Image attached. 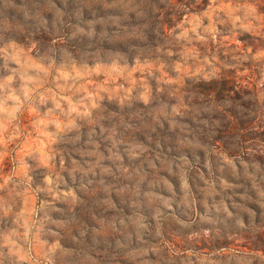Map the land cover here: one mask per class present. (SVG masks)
Returning <instances> with one entry per match:
<instances>
[{"label": "clouds", "instance_id": "1", "mask_svg": "<svg viewBox=\"0 0 264 264\" xmlns=\"http://www.w3.org/2000/svg\"><path fill=\"white\" fill-rule=\"evenodd\" d=\"M99 3L104 14L89 19L87 29L75 25L69 38L52 39L51 44L59 47L52 49L51 55H47L50 49L38 47L34 39L0 37V59L8 72L0 75V264H153L150 252L156 254L158 264H264V233L249 223V217L264 214V194L259 203L234 204L237 213L223 200L214 204L218 213H224L225 227L208 220L197 230L182 233V249L165 242L166 255L159 245L132 251L130 238L127 243L113 239L110 252L102 244L85 246V233L68 224L53 226L51 215H44L47 200L31 204L29 198L36 192H47L63 201L58 207L75 214L76 193L70 188L54 191L52 184L51 170L60 154L57 145L66 129L79 127L77 118L98 125L101 133L108 131L101 123L103 112L112 107L117 93L124 97L120 106L136 101L171 127L183 121L186 135L178 142L184 147L200 146L188 139L195 138L194 129L216 138L226 123L219 108L244 122L264 111V93L259 100L255 92L224 95V77L233 73L245 76L249 65H256L264 80V0ZM161 13L165 20L158 19ZM165 22L170 25L166 34L161 31ZM76 33L86 38L79 46L70 42ZM9 61L16 67H9ZM137 73L141 79H136ZM218 88L213 102L210 94ZM166 89L171 98L164 95ZM115 135L113 128L107 139L116 151L109 149L105 156L97 145L95 152L87 153L96 157L90 168H99L102 176L115 175L104 161H123L118 145L125 141ZM148 151L149 146L136 139L129 143L128 153L133 158ZM243 168L241 182L261 192L262 162L258 167L249 163ZM117 170L126 172L119 165ZM181 180L187 194L190 185L183 175ZM135 191L139 193V186ZM158 198L166 208H172L171 198ZM200 219L205 220L203 216ZM133 223L137 240L143 241L139 229L147 231L148 224L143 217ZM111 227L116 231L115 224ZM230 236L245 244L227 247ZM198 243L210 250L197 247Z\"/></svg>", "mask_w": 264, "mask_h": 264}, {"label": "rangeland", "instance_id": "2", "mask_svg": "<svg viewBox=\"0 0 264 264\" xmlns=\"http://www.w3.org/2000/svg\"><path fill=\"white\" fill-rule=\"evenodd\" d=\"M99 2L100 0H0V37L5 40L17 37L34 39L38 47L50 49L47 55H51V50L59 47L51 44L52 39L62 36L69 38L75 32V25L79 24L87 29L89 19L104 14ZM192 2L195 3V0ZM168 18L173 19L171 16ZM158 19L165 20L164 13ZM168 27L170 25L165 22L161 31L165 32ZM83 39L86 38L76 33L70 42L79 46ZM211 47L215 50V46ZM3 64L4 61L0 59V75H7ZM9 67L16 65L9 61ZM141 78L137 73L136 79ZM224 80V95L255 92L259 100L260 93H264V80L257 72L256 65L247 66L245 76L233 73L225 76ZM155 91L159 92L160 88L157 87ZM219 91L218 88L210 94L209 98L213 102ZM164 95L171 98L167 89ZM122 103L124 97L117 93L112 107L105 108V119L101 123L108 131L101 133L98 125L77 118L79 127L66 129L61 134L57 145L60 154L51 170L52 184L54 191H67L70 188L76 193L79 200L75 214L58 207L63 201L53 199L50 193L36 192L29 198L32 205H38L42 200L49 202L44 215H51L55 221L53 226L68 224L73 230L86 234L85 246L102 244L107 252L111 251L113 239L119 238L127 243L130 238L132 251L159 245L166 255L165 242L182 249V233L197 230L201 225L207 224L208 220L219 221L225 227L224 213H218L213 207L214 204L219 205L221 200L228 203L234 213L239 212V209L233 207L234 204L248 205L254 200L259 203L258 198L264 194V181L261 182L262 191L256 192L248 182H241V176L243 167L249 163L258 167L262 162L264 172V111L244 122L238 120L233 113L219 108L226 123L215 134L216 138L213 139L211 133L194 129L195 138L188 136V139H193L200 146L184 147L178 142L186 135L183 130L187 126L183 121L171 127L162 116L157 119L155 111L140 108L136 101L120 106ZM192 118L195 122V118ZM113 128L116 132L114 138L125 141L118 145L123 161H104L105 165L112 167L115 175L102 176L99 168H90L95 164L96 157L87 153L95 152L97 145L105 156L109 154V149L116 151L112 148V140L107 139ZM132 139L148 145L149 151L138 158L131 157L128 148ZM233 164L235 168L232 167ZM117 165L126 172L118 171ZM182 175L190 185L187 194L181 188ZM101 180L104 181L103 184L100 183ZM137 186L138 194L135 191ZM158 197L171 198L172 208H166ZM201 216L205 220L202 221ZM140 217L149 226L147 231L139 229L143 241L137 240V228L133 223ZM180 221L184 223L181 224ZM249 223L253 229L264 233V214L249 217ZM113 224L116 231L111 227ZM220 244L224 245L223 239ZM244 244L243 240L230 236L226 246L239 248ZM247 246L252 245L249 243ZM253 246L261 247L258 244ZM197 247L210 250V246L203 243H198ZM149 256L153 258V264H158L155 253L150 252Z\"/></svg>", "mask_w": 264, "mask_h": 264}]
</instances>
